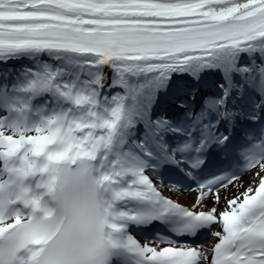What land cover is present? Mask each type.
Instances as JSON below:
<instances>
[{"label":"snow or ice","instance_id":"6c2138e0","mask_svg":"<svg viewBox=\"0 0 264 264\" xmlns=\"http://www.w3.org/2000/svg\"><path fill=\"white\" fill-rule=\"evenodd\" d=\"M0 264H264V0H0Z\"/></svg>","mask_w":264,"mask_h":264},{"label":"bare ground","instance_id":"6f19581e","mask_svg":"<svg viewBox=\"0 0 264 264\" xmlns=\"http://www.w3.org/2000/svg\"><path fill=\"white\" fill-rule=\"evenodd\" d=\"M182 202L191 203V197H188L187 199L182 200Z\"/></svg>","mask_w":264,"mask_h":264}]
</instances>
